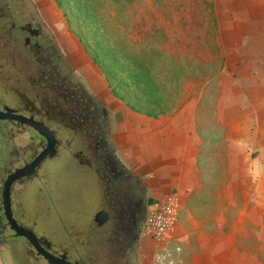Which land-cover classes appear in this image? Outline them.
Here are the masks:
<instances>
[{"label": "rangeland", "instance_id": "rangeland-1", "mask_svg": "<svg viewBox=\"0 0 264 264\" xmlns=\"http://www.w3.org/2000/svg\"><path fill=\"white\" fill-rule=\"evenodd\" d=\"M34 1L72 58L80 76L112 105L117 136L124 145L121 155L130 163L133 160L136 164L141 162L148 167L145 175L151 180L149 198L160 199L177 189L191 192L193 198L180 211L176 234L168 243H157L152 238L141 235L140 262L217 263L218 260L204 257L209 254L206 248L211 243H215L214 249L217 248L216 239L196 238L187 212L190 210L192 216L205 214L208 218L212 217L214 207L207 210V204L211 203L222 206V233L228 235V243L223 242V245L229 252H246L244 257L231 255L228 264H264V0H214L220 32L217 38L219 55L223 56L222 67L216 75L202 81L198 87L195 86V81L188 80L191 86L182 95L183 98L192 92L184 101L198 94L201 96L195 121L204 143L199 145L195 164L186 162L188 170L186 173L182 170L180 186L175 181L163 185L169 177L166 163L161 166L164 170L156 171L153 163L147 159L148 134L157 132V125L162 124L163 115L140 112L126 103L124 99L127 98L115 96L108 86L104 72L92 60L88 49L89 40L81 28L80 32L84 37L80 38L75 20L66 18L62 6L56 0ZM183 32L179 36L177 32L173 33L172 37L178 36L179 44L189 54H194L192 63L188 61L195 66V76L189 72L188 77H204L215 68L212 62L207 63L206 43L203 44L196 31L192 32L196 37L192 42L184 39ZM169 46L175 48L172 42ZM191 46L192 49L189 48ZM219 63L217 56L214 64ZM149 131L151 132L148 133ZM189 154L188 150L186 159L191 157ZM221 188L226 191L219 196L215 195ZM185 228L189 231V238H184ZM165 245L170 254L162 258L166 252L163 248ZM221 261L218 263L221 264Z\"/></svg>", "mask_w": 264, "mask_h": 264}, {"label": "flooded vegetation", "instance_id": "flooded-vegetation-1", "mask_svg": "<svg viewBox=\"0 0 264 264\" xmlns=\"http://www.w3.org/2000/svg\"><path fill=\"white\" fill-rule=\"evenodd\" d=\"M92 113L101 118L94 94L36 2L0 0V264H94L97 252L84 253L75 238L101 227L99 204L73 210L68 232L57 230L52 218L54 164L69 146L64 125ZM26 118L44 123L55 142ZM104 148L118 147L107 139ZM125 175L142 191L135 176ZM139 249L136 242L127 247L128 264H142Z\"/></svg>", "mask_w": 264, "mask_h": 264}, {"label": "trees", "instance_id": "trees-1", "mask_svg": "<svg viewBox=\"0 0 264 264\" xmlns=\"http://www.w3.org/2000/svg\"><path fill=\"white\" fill-rule=\"evenodd\" d=\"M56 1L79 32L84 31L92 60L104 72L112 93L127 98L126 103L140 112L169 113L191 95L182 98L191 86L188 80L198 87L222 67L214 0ZM181 31L189 42L196 39L192 35L196 31L206 43L207 63L215 68L204 77L189 79V72L195 76V66L188 61L194 54L179 44ZM176 32L178 36L172 37ZM84 35L80 32V38ZM155 200L150 197L149 204Z\"/></svg>", "mask_w": 264, "mask_h": 264}, {"label": "water", "instance_id": "water-1", "mask_svg": "<svg viewBox=\"0 0 264 264\" xmlns=\"http://www.w3.org/2000/svg\"><path fill=\"white\" fill-rule=\"evenodd\" d=\"M36 10L39 11L37 4ZM87 87L98 102L102 119L100 115L92 113L87 118L89 120L84 118L75 121L73 126L64 125L63 137L69 146L54 164L53 225L59 231L68 232L73 226L69 220L73 210L79 212L88 207H98L99 204L100 210L95 219L101 227L98 230L90 227L87 236L76 237V245L86 254L97 252L94 264H128L125 256L127 247L134 242L137 248L141 245L142 228L149 206V181L120 156L118 150L121 144L114 138V115L108 104ZM26 120L45 135L50 144L55 142L52 131L44 123L31 118ZM107 139L117 145V150L111 152L104 148ZM116 165H120V168L116 169ZM126 170L141 182L142 191L128 183ZM108 220L113 222L108 223ZM74 227L78 232L80 226ZM83 230L80 227L81 234ZM18 233L22 234V231Z\"/></svg>", "mask_w": 264, "mask_h": 264}, {"label": "crops", "instance_id": "crops-1", "mask_svg": "<svg viewBox=\"0 0 264 264\" xmlns=\"http://www.w3.org/2000/svg\"><path fill=\"white\" fill-rule=\"evenodd\" d=\"M219 33L220 32L218 31L217 38L219 36ZM77 71L79 72L78 69ZM94 92H96L108 104V106L110 107L114 115L113 117L114 138L117 142L121 144V148L118 150L120 156L125 160V162L132 169L138 171L145 178H147L149 181V186H150L151 180L148 176L145 175L146 172L148 171V167L145 166L144 163H141V162H138L136 164L133 162V160L130 163V161H128V159H126V157L123 154L121 155L120 151L122 149L124 151V145L123 143L120 142L117 136V123L115 120V112L113 110V107L110 103H108L104 99V97L99 92H97L96 90H94ZM200 97L201 96L198 94L196 97H192L184 101L180 106H178L176 109H173L169 113L159 114V116L163 115L162 116L163 122L162 124L157 125L159 127L157 129V132L153 135L148 134L151 131L147 133L148 134V147H147L146 154H147L148 161L153 163L154 165L153 167L155 168L156 171L158 169L164 170L161 167L162 165L165 166L164 163H166V169L168 168L167 170L169 172L168 174L169 177L165 182H163V185H169L171 183H174L173 181H175L176 183L178 182L180 186L179 179H180V176L183 175L182 170L186 173L188 170L187 163L193 162L195 164V156L198 152L199 145H202V143H204V140L200 138V135L198 133V127H197L198 125L195 121L196 109L198 107ZM196 136H197V141H196ZM188 150L191 153L189 154L191 155V157L189 159H186ZM184 154H185V157L182 158V155ZM127 156L130 157L128 154ZM149 186H148V193H149ZM176 191L180 194V209H179V213H180V211L185 207V205L190 204V199L192 200L193 197L191 198L190 191L186 192L185 190L183 191L181 189H177ZM223 191H226V189L221 188V190H219L217 194L215 195L219 196L221 195V193H223ZM203 200L204 199H202V201ZM202 206H205V204H202ZM209 208L213 209L212 217H209V218L205 214L204 215L199 214V215L192 216L189 212L190 210H187V212L190 215V219H191L190 220L191 229L195 237L196 238H214L216 239V242L218 244L217 248L214 249L213 245L215 243H211L210 247L206 248V252H209V254L204 257H209L212 260H218L217 263H214V264H219L218 262L221 260L224 262L223 263L221 261L222 262L221 264H225L226 262L228 264V259L232 258L231 255H235V254L241 255L242 257H244L246 253L245 251H240V252L230 251L229 252L226 249V247L223 245L224 244L223 242H225L226 244L228 243V235L222 233V227H223L222 225H224L223 212L221 210L222 206L219 204L212 205L211 203H208L207 210H209ZM176 226H177L176 228H178L177 224ZM185 231H186V234L184 235V238H189L188 229L185 228ZM175 234L176 233H174V236ZM231 242L233 243L232 239H231Z\"/></svg>", "mask_w": 264, "mask_h": 264}, {"label": "built area", "instance_id": "built-area-1", "mask_svg": "<svg viewBox=\"0 0 264 264\" xmlns=\"http://www.w3.org/2000/svg\"><path fill=\"white\" fill-rule=\"evenodd\" d=\"M180 209V194L172 191L166 196L156 199L148 206L147 218L142 228L145 237L152 238L157 243H168L174 236ZM166 250L162 258L169 256V249ZM179 249V246H177ZM159 257V253L156 252ZM169 261H172L169 259Z\"/></svg>", "mask_w": 264, "mask_h": 264}]
</instances>
